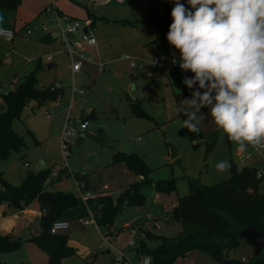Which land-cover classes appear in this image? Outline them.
Masks as SVG:
<instances>
[{
  "label": "rangeland",
  "instance_id": "374dc122",
  "mask_svg": "<svg viewBox=\"0 0 264 264\" xmlns=\"http://www.w3.org/2000/svg\"><path fill=\"white\" fill-rule=\"evenodd\" d=\"M48 6L49 2L42 4L41 0H21L14 10L0 8V16L3 17L0 27L15 31L10 41L0 38V106L3 105V90L13 87L11 79L22 80L24 75L33 69L34 59L39 56L43 65L36 73V87L51 88L52 83L57 82L61 91L58 97L48 100L46 105H38L34 100L29 101L19 117L13 119L12 128L23 137L24 146L7 158H0V170L9 182L19 184L27 172L34 169L36 163L41 160L51 169V173L63 167L73 172H82L89 181L91 193L99 191L116 197L141 175L128 170L122 162L113 161L114 152L119 150L136 153L150 168V181L143 183L140 191L146 197L147 211L144 212L152 214L165 212L175 195L187 193L189 180L210 185L227 178L230 169L220 172L215 167L221 161L227 160L229 164L233 162L237 168L244 164L258 166V163L253 161L256 152L251 146L241 152V155L250 153L252 158H245V162L244 158L240 161L241 155L236 153L237 146L217 129L210 117V109H201L205 116L200 125L204 134L202 138H191L186 128L180 126L178 121L182 119L177 108L187 106L181 105V101L177 102L174 94L186 87L182 83L183 78H192L194 74L172 69L168 65L170 55L158 57L159 63L164 65L163 73L159 71V67L152 68L150 65L142 69L129 66L131 59L126 58L124 54L144 61H150L154 57L150 52L149 41L159 33V29L151 24L148 18L162 14L165 6L173 8L171 0H138L123 8H111L112 12H117L114 15L117 17L112 16L111 20L96 19L92 29L95 44L83 45L84 59L81 61L80 70L75 73H72L71 59L64 51L63 44L53 37L57 28L51 20ZM84 20H81L83 24ZM43 26H46L47 30H44ZM48 32L53 40L42 41ZM122 44H125L123 48ZM136 44L140 45L139 52L132 53L129 49ZM115 46L119 49L111 54L110 50ZM47 55L50 56L49 60L45 59ZM100 59L107 60L108 64L103 68L97 64ZM48 62H54L56 66L48 69ZM49 82L52 83L46 85ZM79 89H82L81 93L77 92ZM135 101L142 113L134 111L130 106V102ZM82 121L87 122L84 129L79 127ZM64 129L74 130V134L66 140V149L62 147ZM99 129L117 139L118 143L113 147H101L95 141ZM212 136H215V141L211 149L207 150L205 140H211ZM164 137L178 150L175 158H171V151ZM66 168L67 174H63L64 181L59 186L76 193L75 183ZM51 173L47 182L54 181V189L58 181L57 176L51 177ZM167 178L174 179L175 190L158 192L154 181ZM104 184L108 190H102ZM259 189L264 191L261 183ZM84 204L79 199L78 205L71 210L72 216L84 214ZM141 210L138 205L123 204L108 227L98 226L103 233L118 231V237L112 244L115 250H121L132 264H140V260L139 255L128 246V241L133 236L136 238L138 231L135 229L133 234L132 229H128L124 224L136 220L137 215L143 213ZM83 227L90 232L83 234L84 229H77L75 240H86L91 234L96 241L101 240L96 227ZM39 231L40 224L37 222L29 229L28 237ZM66 231L71 233L73 230ZM152 231L172 236L181 231V225L179 222H162L160 229L153 227ZM25 236H12L20 240V244L13 250L0 251V264H40L32 261L40 259L39 262L48 264L46 252ZM154 244L155 242H150V245ZM113 253L98 252L91 260L87 259L86 255L81 257L77 254L72 256V259L78 263L79 258L81 264H110L109 256ZM252 254L253 248L242 241L228 250L230 257L248 258ZM39 255H44L45 259ZM37 256L40 259H37ZM213 263L214 260L208 254L191 250L176 258L172 264Z\"/></svg>",
  "mask_w": 264,
  "mask_h": 264
},
{
  "label": "trees",
  "instance_id": "16d2710c",
  "mask_svg": "<svg viewBox=\"0 0 264 264\" xmlns=\"http://www.w3.org/2000/svg\"><path fill=\"white\" fill-rule=\"evenodd\" d=\"M20 1L0 0V8L14 10ZM171 10L172 8L166 7L162 15L148 18V21L159 29V33L151 40L156 57L175 51L166 39L172 23ZM48 38L50 39L49 35H45L42 40L46 41ZM40 68L41 61L38 57L35 59L34 68L24 79L18 81L13 89L2 93L5 109L0 111V158H7L12 152H19L24 146L23 137L12 128L13 119L19 117L23 107L32 100L39 105L60 95V89H51L50 86L36 88V72ZM159 71L163 72V69L160 68ZM194 90H198V85H194L193 89L186 86L182 91L175 93L174 98L177 102L184 98L192 99ZM130 106L134 111L142 113L137 101L130 102ZM179 117L182 121L187 118L182 112H179ZM187 133L191 138L204 135L201 130L198 133L187 130ZM214 141L215 136H212L211 140H205L207 150L211 149ZM113 158V161L122 162L128 170L141 176L116 197L104 193L87 201L91 209L98 211L97 226L108 227L123 204L143 206L146 202L140 186L150 181L148 165L136 153L115 150ZM230 165L229 176L219 182L206 185L195 180L188 181L189 191L178 195L172 208L174 219L182 226L178 234L166 236L152 231L151 228L142 227L140 223L134 224L138 228L133 247L136 254L147 255L150 264H172L176 258L186 255L189 251L199 250L208 254L214 260L213 264H264V244L258 255L252 254L244 259L228 256L230 248L241 241L244 242L238 234L240 228L253 226L264 235V191L259 189L258 169L246 164L237 168L233 162ZM50 173L49 167L39 171L32 169L19 184H12L0 170V204H6L11 210L17 211L37 199L42 210L40 231L27 239L46 252L48 264H61L64 258L75 255L76 249L68 244L67 232L51 233L50 225L56 219H64V212L77 206L79 197L68 190L49 189L50 182H47V177ZM63 174H67L66 170H59L57 178ZM76 177L84 180L85 176L76 174ZM154 187L158 192L173 191L175 181L173 178L158 179L154 181ZM151 241L155 244L150 245ZM19 244L20 240L0 233V251L13 250Z\"/></svg>",
  "mask_w": 264,
  "mask_h": 264
},
{
  "label": "clouds",
  "instance_id": "9594fccd",
  "mask_svg": "<svg viewBox=\"0 0 264 264\" xmlns=\"http://www.w3.org/2000/svg\"><path fill=\"white\" fill-rule=\"evenodd\" d=\"M171 2L166 39L179 52V62L173 56L171 63L194 74L183 78L188 89L198 85L192 99L181 101L187 107L177 108L187 117L178 123L198 133L201 109L208 108L240 152L264 149V0H186L187 7ZM215 167L226 172L231 165L224 160Z\"/></svg>",
  "mask_w": 264,
  "mask_h": 264
},
{
  "label": "crops",
  "instance_id": "0c3cea01",
  "mask_svg": "<svg viewBox=\"0 0 264 264\" xmlns=\"http://www.w3.org/2000/svg\"><path fill=\"white\" fill-rule=\"evenodd\" d=\"M53 1L61 13L69 15L72 18H77V19H81V20L82 19L89 20L88 25L84 26V29H86V31H88L92 34V29L96 24V19H99L101 21L111 20V17L116 15V13H117V12H112L111 10H113V9H111V8H123L125 5L132 4L138 0H121V1L114 0L116 3L115 2L113 3V0H53ZM48 2L50 3V0H41L42 4H44V3L47 4ZM181 2L184 3L185 6L187 7L186 0H181ZM166 7H170V6H165L164 10ZM112 13H114V14H112ZM162 14H160V15H162ZM154 16H158V15H154ZM114 17H117V16H114ZM149 18H151V17H149ZM113 20H116V19H113ZM13 26L14 25H12V27ZM49 37H50V39L48 38V40H46V42H50L53 40V38L50 35H49ZM151 40H152V38H151ZM151 40L149 41V43L151 44L150 52L154 56V47L151 43ZM42 41H45V40H42ZM121 46L123 48L125 46V44H122ZM89 47H94V46H89ZM139 48H140V45L136 44V45H134V47H131L129 50H131L132 53H138ZM118 49H119L118 46L112 47L110 50V53L113 54ZM96 50H98V49H96ZM124 51H126V50H124ZM126 55H128V54H124L125 57H126ZM39 58L41 61V68H42V65H43L42 60H41L40 56H39ZM126 58H128V56ZM50 63H54V62H50ZM54 64L56 66V63H54ZM34 65H35V62H34ZM54 67H52V68H54ZM31 70H29L28 73ZM161 73H163V72H161ZM27 74H25L24 77ZM18 81H21V80H19V78L11 79V83H12L13 87L8 89V90L13 89ZM50 83H52V82H49L46 85H48ZM46 85H44V86H46ZM36 88L41 89L43 87H36ZM5 91H7V90H3V92H5ZM41 104L46 105L47 101H43ZM253 149L256 152V155H255L256 157H253L254 158L253 161L258 163L257 164L258 166H254V167H256L259 170H264V153H259L255 150V148H253ZM236 153L241 155V152L238 149H236ZM250 157H251L250 153H248V154L245 153V156L241 155L240 161L242 162L243 158H244V162H245V158H250ZM33 170H35V168ZM62 177H63V175L60 178L56 179V181H58V185L54 189H61V187L59 185L62 183V181H64L63 180L64 177L63 178ZM84 180L86 181L87 188L89 189V186H88L89 181L85 177H84ZM53 182L54 181H52L50 183L51 186L49 185V187H48L49 189H53L52 188ZM104 185H106V184H104ZM61 190H65V189H61ZM102 190H108V187L106 189H104L102 186ZM140 190H141V188H140ZM68 191H70V190H68ZM99 194H104V193L99 192V191L92 193V195L94 197L99 195ZM176 198H177V195H175L171 199V204L165 209L166 210L165 212H159V213L153 212L152 214L144 212V211H147V204L145 202V204L143 206H140V208L143 210V213L141 212L140 214H138L136 220L127 221L124 225L127 226L128 229L131 228V229H136L138 231V228L134 226V224H136V223H140L142 227L151 228V229H153V227H155V228L160 229V223H162V222H164L166 224H174V223L178 222L177 220L174 219V217L172 215V208L176 203ZM84 206H85V208H84L85 213L80 214L79 216H84L87 213L86 204H84ZM72 208H69L63 214L64 219H67L69 224H70V227L68 229H70L71 231L73 230L71 233H69L66 230L64 231V232H67L69 235L68 244L73 246L76 249V254L72 255V256H76L77 254H80L81 257H83L84 255H86V258L91 260L92 256L93 257L97 256L98 252H114L112 255L109 256L110 264H113V262H114L113 257L115 254V248H114L115 246L112 244V241H115L117 239L118 234H119L118 231H114L113 233H110L112 235V239L110 240V243L104 244L103 232L100 231V228L94 224H87L89 226L93 225L94 227L97 228L96 231L99 232L101 240L96 241L92 234L89 237H87L86 240L84 238L82 240H75V238H76L75 234H76L77 229H79V230L84 229L83 234H87V232L89 230L83 227V226H87V225H83L80 222H78L77 217H79V216H72V214H71L72 213L71 210H73ZM41 215H42V210L40 208V204H39V201L37 199L32 200L27 206H25L24 208L17 210V211L11 210L10 208H8L6 206V204H0V233L8 234L11 237L13 235H26L25 237L27 239V237L30 233L29 229L32 228L35 224H37V222H40V216ZM180 225H181V223H180ZM181 230H182V226H181ZM23 239H25V238H23ZM131 248L135 251V249L133 247H131ZM72 256L64 258L62 260L61 264H81L80 262H82V261L79 258H78L79 262L77 263V261L72 259V258H74ZM39 257L45 259L44 255H42V256L39 255ZM140 257H141V255L139 256V259H140ZM40 258H38V256H37V259H40ZM241 258H244V256H242ZM96 260H100V258L97 257ZM32 261H35V263H40V264L42 262V264H44L43 261H41V262L36 261V260H32ZM93 263H94V261H93ZM97 264H99V263H97Z\"/></svg>",
  "mask_w": 264,
  "mask_h": 264
},
{
  "label": "built area",
  "instance_id": "2783aa9c",
  "mask_svg": "<svg viewBox=\"0 0 264 264\" xmlns=\"http://www.w3.org/2000/svg\"><path fill=\"white\" fill-rule=\"evenodd\" d=\"M118 1H121V0H118ZM47 9L49 10V15L51 17V20L55 23V26L57 28L53 37H55V39H57L63 44L64 51L68 54V56L71 59L72 73H75L80 70L81 61L84 59L83 45L84 44H88V45L95 44V39L93 35L88 31H84V26L88 25L89 20L85 19L84 24H83L80 19L72 18L69 15L61 13L55 6L53 0L50 1ZM0 28L5 30L3 32H0V38L6 41H10L12 37L14 36V33H15L14 30L11 28H4V27H0ZM43 29L47 30V27L43 26ZM168 55H170V62L168 63V65L175 71H180L181 69L179 68L178 63L175 65L171 63L173 56H175V58L179 62L178 50L171 51ZM49 58H50L49 55L45 57L46 60H49ZM128 58L131 59L129 66L133 69H142L146 65H150L152 68L159 67L158 69L164 67L163 64L159 63L158 57L156 56H154L150 61L134 59L131 57H128ZM153 60L156 61V63H152ZM97 64L103 68L108 63L107 61L100 59L97 62ZM54 88L60 89V85L57 82L56 83L53 82L51 89H54ZM77 92L81 93L82 89H79ZM73 93H75V89H73ZM86 126H87L86 121H82L79 125L81 129L86 128ZM73 134H74V130L64 129L63 134H62L63 149H66V147H68V144H66L67 142L66 140L68 136L73 135ZM255 150L259 153H264V149L257 150L255 148ZM242 156H245V154H242ZM63 168L65 169L66 167H63ZM68 171H69L70 177H72L75 183V186H76L75 194L79 197L80 200H82L86 204V207H87V213L84 216L77 217L78 222H80L83 225H87V224L96 225V215L98 214V211L91 209L87 203V201L90 198H93L94 196L92 195L90 190L87 188L85 181L79 180L76 177V174L81 176L83 175V173L76 172L75 174L73 171H70V170ZM51 174H52L51 177L55 178L58 175V170L53 171ZM257 176L260 179V183L264 186V170L258 169ZM103 188L106 189L107 185H103ZM69 227H70V224L68 220L60 218L52 222L49 230L51 233H58V232L67 230ZM134 231L135 229H132L133 234L135 233ZM111 239H112V235L110 233H107V232L103 233V241L105 244H108ZM135 241H136V238H134L133 236V238H131L128 241V246L134 247ZM113 260H114V264H132L131 261L124 255V253L121 250H115ZM139 260H140V264H150V258L147 255H142Z\"/></svg>",
  "mask_w": 264,
  "mask_h": 264
},
{
  "label": "water",
  "instance_id": "95a60500",
  "mask_svg": "<svg viewBox=\"0 0 264 264\" xmlns=\"http://www.w3.org/2000/svg\"><path fill=\"white\" fill-rule=\"evenodd\" d=\"M86 31V29H84ZM54 63L48 62L46 64V67L48 69H51L54 67ZM5 106H0V111L4 110ZM164 140L166 144L169 146L171 151V158H175L178 155V150L176 147L166 138L164 137ZM95 141L101 146V147H113L118 143V140L109 136L106 132L102 130H97V134L95 137ZM45 168V164L43 161L39 160L36 163L35 171H39ZM239 236L244 240L245 243L250 245L253 248V254L258 255L263 247L264 244V235L253 226H245L239 229L238 231Z\"/></svg>",
  "mask_w": 264,
  "mask_h": 264
}]
</instances>
